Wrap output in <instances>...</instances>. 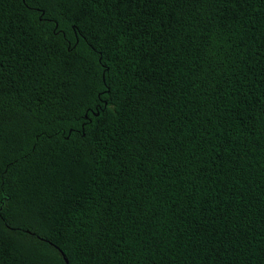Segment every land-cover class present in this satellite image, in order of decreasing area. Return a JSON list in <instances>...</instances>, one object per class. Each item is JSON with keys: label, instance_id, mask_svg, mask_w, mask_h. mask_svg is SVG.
<instances>
[{"label": "trees", "instance_id": "obj_1", "mask_svg": "<svg viewBox=\"0 0 264 264\" xmlns=\"http://www.w3.org/2000/svg\"><path fill=\"white\" fill-rule=\"evenodd\" d=\"M0 177V264H264V0H0Z\"/></svg>", "mask_w": 264, "mask_h": 264}, {"label": "snow or ice", "instance_id": "obj_2", "mask_svg": "<svg viewBox=\"0 0 264 264\" xmlns=\"http://www.w3.org/2000/svg\"><path fill=\"white\" fill-rule=\"evenodd\" d=\"M218 3L224 5H234L241 2H246V0H217ZM226 15V13H225ZM100 77H94V79H99ZM111 80L109 76L105 81L103 87L99 89H93L95 95L93 96L94 105L86 108L83 113H81V118L85 121V124L92 123V118L99 117L100 112L105 111L106 109L115 107V96L112 91L111 86L108 81ZM93 108L99 109V111H94ZM100 121L98 120L93 127V131L95 128L99 127ZM3 187V179L0 177V188ZM0 211H2V206H0ZM4 245V240L2 236H0V249H2Z\"/></svg>", "mask_w": 264, "mask_h": 264}, {"label": "water", "instance_id": "obj_3", "mask_svg": "<svg viewBox=\"0 0 264 264\" xmlns=\"http://www.w3.org/2000/svg\"><path fill=\"white\" fill-rule=\"evenodd\" d=\"M62 254V252H61ZM63 258H64V261L66 262V264H68L67 260L65 259L64 255L62 254Z\"/></svg>", "mask_w": 264, "mask_h": 264}]
</instances>
